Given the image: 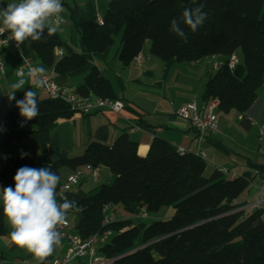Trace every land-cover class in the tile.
<instances>
[{
  "label": "trees",
  "instance_id": "16d2710c",
  "mask_svg": "<svg viewBox=\"0 0 264 264\" xmlns=\"http://www.w3.org/2000/svg\"><path fill=\"white\" fill-rule=\"evenodd\" d=\"M9 3L0 0V9ZM203 4L207 13L202 27L192 32L181 24L187 42L169 31L170 21L181 16L184 8ZM81 9H69V19L76 27L83 45L72 50L58 31H45L37 41L27 40L33 56L62 84L69 71L90 64L79 92H93L115 98L110 83L91 64L93 55L105 56L120 33L118 56L122 61L148 44V52L162 60L195 61L216 54L224 57L204 84L202 100H218L217 112L246 111L264 81V0H108L103 23L95 19V7L88 0ZM61 47L66 54L55 59ZM240 49L245 73L234 75L226 64L227 56ZM31 88L37 93L39 115L27 121L30 131H42L74 110L60 100H40L38 90L26 85L17 100ZM13 127L24 118L16 103L5 114ZM107 166L114 174L111 183L100 184L94 191L67 192V199L80 207L75 222L78 233L87 238L98 230L113 231L109 241L97 249L107 264H264V210L246 212L237 199L248 189L250 180L242 175L229 177L215 168L204 175L206 162L199 154H181L163 137H154L140 154L125 133L111 143L92 140L74 156L60 157L46 163L31 155L18 154L0 165V178L6 187H15L13 177L23 166L46 167L61 176V171L82 167ZM64 177H61L62 182ZM62 202V201H60ZM117 206L124 214L101 225L102 207ZM157 211L171 205L167 219L154 220L141 227L130 217L139 206ZM70 211V213L74 212ZM9 232L8 219L0 204V235ZM0 251V264L3 262Z\"/></svg>",
  "mask_w": 264,
  "mask_h": 264
},
{
  "label": "crops",
  "instance_id": "0c3cea01",
  "mask_svg": "<svg viewBox=\"0 0 264 264\" xmlns=\"http://www.w3.org/2000/svg\"><path fill=\"white\" fill-rule=\"evenodd\" d=\"M92 1L95 7V0ZM85 6H71L68 0H64L63 15L66 22L60 28L67 23L69 9L73 7L83 9ZM97 13L99 12L96 11ZM60 28L57 30L58 33ZM59 35L72 50L79 52L83 49L74 24ZM147 47L148 44L145 43L143 47L145 52H148ZM64 54H66L65 50ZM1 55L6 71L4 75H0V88L3 92V99H0V151L9 157L26 153L50 163L60 157L80 154L92 140L111 143L122 133H125L129 143L134 145L140 154H143L154 137H163L171 144L186 151L203 153L206 165H209L211 169L214 168V165H219L234 175H242L249 179L248 189L240 195L237 201L244 202L242 208L249 212L255 209L254 203L259 199L260 208L264 210V194L258 196L260 187L264 184V138L259 136L258 131V124L264 122V81L257 89L256 98L250 107L244 112L237 111V123L240 127L233 123L231 112L236 110L229 109L217 112L219 116L217 132L200 134L188 120L178 114V110L193 100L199 105L204 102L201 97L204 84L215 70L212 67V59L205 57L195 61H177L174 59L162 60L151 55L148 61L137 64L133 60L122 61L118 56L117 49L113 50L111 47L103 57L93 55L91 64L108 79L115 98H118L122 103L120 111L113 112L105 108L95 109L85 114L75 111L67 117L56 120L42 131H30L27 122L13 127L5 120L6 111L15 103V100L8 99L5 92L10 90L12 83L21 78L25 80L24 87L32 85L31 76L26 71L22 76H17L15 73L25 56L31 58L32 65L37 69L43 68L44 72H48L50 68L33 56L27 41L21 43L18 49L11 45H3ZM236 57L237 63L232 71L237 77H242L245 67L237 55ZM216 60L222 61L224 57L218 55ZM89 69L90 64H86L69 71L61 85L77 88ZM54 76L53 71V79ZM21 91L22 89L15 92L16 100ZM38 95L40 100L48 99L47 95L40 90H38ZM217 107L218 105L214 109L215 112ZM252 126L257 130L256 149L252 147V150H248L247 145H243L236 137L228 133V130L234 128L236 132L244 134L243 129L248 130ZM245 139L246 136L242 140ZM86 168L88 169V167ZM80 181L81 179L71 188L72 191H81L82 181ZM115 212L117 218L124 216L120 208H117ZM137 213L136 211L134 216ZM67 218L72 224H75L79 218V212L74 211L68 214ZM138 225L143 227L145 223ZM10 233L9 229V232L0 239L3 248L6 247L16 253L12 259H7L6 262L38 264L36 258L29 251L26 252L25 249H21L12 241ZM0 251L4 254L1 245ZM57 254L59 253L55 252V255ZM5 258L4 256L2 261ZM81 258L77 259V264H89L87 257L86 263ZM50 261L51 256L44 261V264H50Z\"/></svg>",
  "mask_w": 264,
  "mask_h": 264
},
{
  "label": "clouds",
  "instance_id": "9594fccd",
  "mask_svg": "<svg viewBox=\"0 0 264 264\" xmlns=\"http://www.w3.org/2000/svg\"><path fill=\"white\" fill-rule=\"evenodd\" d=\"M195 4V0H193ZM204 5L184 8L178 18L170 21L169 31L187 42V35L181 24L192 32L203 26L207 13ZM64 11L62 0H15L0 9V35L6 31L9 39L17 45L27 40L37 41L45 31L55 34L56 18ZM35 71L43 73V68ZM31 75V73H29ZM25 80L19 79L5 92L10 101L15 100L24 121L35 119L40 112L37 93L28 88L24 98L16 100L15 92L24 88ZM264 134V129H261ZM27 155L26 153L22 154ZM15 187L3 188V211L12 227V241L21 248H26L38 261H44L52 255L61 242L58 227L66 223L70 211H81L75 200L57 199V189L61 176L46 167H20L13 177Z\"/></svg>",
  "mask_w": 264,
  "mask_h": 264
},
{
  "label": "built area",
  "instance_id": "2783aa9c",
  "mask_svg": "<svg viewBox=\"0 0 264 264\" xmlns=\"http://www.w3.org/2000/svg\"><path fill=\"white\" fill-rule=\"evenodd\" d=\"M64 5V0H62ZM96 21L99 24L103 23V16L99 13L95 16ZM66 22V18L63 15V12L58 18L55 19L54 25L57 26V30ZM0 75L5 74V64L4 59L1 55V48L3 45H11L13 48L18 49L20 44L9 39V33L6 31L3 35H0ZM64 50L59 47L56 50L55 59H59L63 56ZM218 55L211 54L208 57L212 59L213 69H218L221 64L224 62L217 61ZM151 58L150 52H145L142 49H139L132 57V60L137 64H142L145 61H148ZM237 63V57L234 52L230 53L227 56L226 64L229 69H233ZM37 68L32 65V60L30 57L25 56L23 62L16 68V75L22 76L26 71L28 74L31 73L32 85L36 90L44 92L48 99L60 100L66 103L70 109L80 112L88 113L95 109H109L113 112H119L122 103L118 98H111L108 96H103L99 94H94L93 92H88L83 94L78 91L76 87L65 86L58 84L53 79V68H50L48 72L40 73L35 71ZM218 105V100L213 98L202 104H197L196 101H190L185 105L181 106L178 110V114L188 120L191 126L197 130L200 134L203 133H214L219 129V116L215 112V108ZM241 116V115H240ZM261 129H264V122L258 124L259 136L264 138V134L261 133ZM174 145V144H173ZM176 149L181 153L187 152L181 147L174 145ZM198 154V153H197ZM199 155L204 158L203 153ZM11 157L0 151V165L5 161L9 160ZM214 168L221 172L224 175L229 177L235 176L233 173H230L225 167L214 165ZM89 175L93 180L99 178V168L98 167H88ZM84 175V172L81 168L69 170L64 176L62 182L60 183L57 189V199L62 201L63 198L67 197V192L71 188L78 184L81 177ZM3 180L0 178V197L3 195V188H5ZM264 194V184L261 185L258 196ZM0 202L3 204V200L0 199ZM255 208H260L259 199L254 203ZM111 205L105 204L102 207V220L101 225H106L113 221L115 218L110 214ZM140 217H146L147 214L142 212L139 214ZM9 229L12 231V227L9 224ZM58 230L61 233V242L58 246L55 247L54 252L51 256L50 264H72V262L81 257H87L89 264L96 262V264H107V260H103L101 256L97 254V249L99 246L107 243L113 234V231L109 228L103 230H98L91 234L87 238H82L78 233V230L75 224H72L71 221L67 218L66 223L58 227ZM55 252L59 254L55 255ZM5 262V261H3Z\"/></svg>",
  "mask_w": 264,
  "mask_h": 264
},
{
  "label": "rangeland",
  "instance_id": "374dc122",
  "mask_svg": "<svg viewBox=\"0 0 264 264\" xmlns=\"http://www.w3.org/2000/svg\"><path fill=\"white\" fill-rule=\"evenodd\" d=\"M6 1L8 3H12L15 2V0H3ZM88 0H68L69 4L71 6H79V7H83L85 5V3ZM95 9L97 12L103 14L108 0H95ZM76 4V5H75ZM69 26H73V22L68 18L67 23L64 27L60 28L59 33H62V31H65ZM71 28V27H70ZM121 47V42H120V33L114 35V43L112 46L113 50L117 49V53L120 50ZM236 55L238 56L240 62L242 63V56H241V52L240 49L235 51ZM15 78V77H14ZM0 99H3V92L1 91L0 88ZM237 111H232L231 114L233 116V123H235L236 126L240 127V125L237 123L238 119H237ZM242 130V129H241ZM244 130V134L240 133V132H236V130L234 128H231L230 130H228V133H231V136L233 135L234 137H236V139L238 141H240L243 145H247L248 150H252V147H254L256 149L258 144V140H257V130L254 126H252L251 128H249L248 130L243 129ZM246 136L245 140H242L243 137ZM256 143V144H255ZM11 148V146H10ZM13 152V150H12ZM75 155V154H73ZM99 178L97 180H93L90 175H89V169H87L86 167H82L81 170L84 172V175L81 177V181H82V188L81 191L82 192H91L94 191L100 184H108L111 183L113 181L114 178V174L110 171V169L105 166V165H100L99 167ZM211 167L209 165H206V168L204 170V175L208 176L209 173L211 172ZM66 174V171L63 169L61 171V177H63ZM80 181V182H81ZM1 204V202H0ZM117 206H114L111 208L110 210V214L113 215L114 218H117V213L115 212L117 210ZM137 216L133 215L130 217L131 221L133 224L138 225L139 223H145L149 224L150 222L154 221V220H160V219H167L168 217H170L173 213V208L171 205H165L160 207L157 211H147L145 210V208L141 205L140 207L137 208ZM141 212H145L147 214L146 217H139L138 215ZM1 237H4V235H0V239ZM1 245V249L3 251V255L6 257L5 258V262L7 259H12L14 257V255H16V253H13L12 251H10L8 248H3L2 247V242H0ZM21 249H25L26 252L28 251L26 248H21ZM20 249V250H21ZM82 261H84V263H86V257H82L81 258ZM78 260H74L72 262V264H77ZM92 264H96V262H93Z\"/></svg>",
  "mask_w": 264,
  "mask_h": 264
}]
</instances>
